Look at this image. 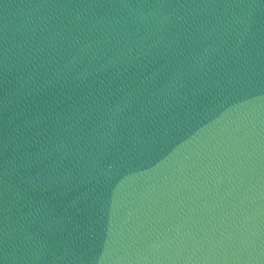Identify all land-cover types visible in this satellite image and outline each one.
<instances>
[{
	"label": "water",
	"instance_id": "1",
	"mask_svg": "<svg viewBox=\"0 0 264 264\" xmlns=\"http://www.w3.org/2000/svg\"><path fill=\"white\" fill-rule=\"evenodd\" d=\"M0 264H264V0H0Z\"/></svg>",
	"mask_w": 264,
	"mask_h": 264
}]
</instances>
